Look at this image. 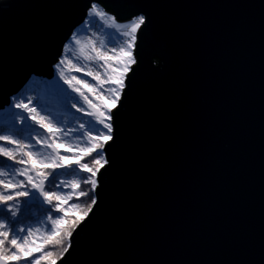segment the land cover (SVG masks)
I'll return each instance as SVG.
<instances>
[{
	"label": "water",
	"instance_id": "1",
	"mask_svg": "<svg viewBox=\"0 0 264 264\" xmlns=\"http://www.w3.org/2000/svg\"><path fill=\"white\" fill-rule=\"evenodd\" d=\"M92 2L143 13L99 203L58 264H264V0H0V114Z\"/></svg>",
	"mask_w": 264,
	"mask_h": 264
},
{
	"label": "snow or ice",
	"instance_id": "2",
	"mask_svg": "<svg viewBox=\"0 0 264 264\" xmlns=\"http://www.w3.org/2000/svg\"><path fill=\"white\" fill-rule=\"evenodd\" d=\"M87 15L85 31L95 27L101 33L92 32L87 38V54L76 57V63L69 58L83 43L73 32L54 65L58 69L56 82L47 85L33 78L26 92L11 98L14 102L3 114L0 157L5 165L8 161L12 164L0 168V264H58L72 250L77 230L98 207L100 176L110 164L107 148L116 139L117 111L129 73L137 64V34L148 17L141 13L120 22L96 2L91 3ZM89 62L102 69L103 75ZM69 64L84 78L71 75ZM89 94L103 102L94 103ZM50 97L56 98L59 107ZM74 133L79 134L75 142L68 139ZM32 201L49 206L45 215L50 224L38 237L39 243L33 238L39 228L20 226V217Z\"/></svg>",
	"mask_w": 264,
	"mask_h": 264
},
{
	"label": "rangeland",
	"instance_id": "3",
	"mask_svg": "<svg viewBox=\"0 0 264 264\" xmlns=\"http://www.w3.org/2000/svg\"><path fill=\"white\" fill-rule=\"evenodd\" d=\"M89 19V18H88ZM101 24L103 23L102 21L100 22ZM85 23L84 25H82L78 30H77V34H82V35H79L82 39V47H79V48H75L72 50L71 53H69V58L73 60V63H76V57H79L81 55H86L87 54V51H88V45L86 43V40L88 37H90L92 35V32H97V36H100L101 33L99 31H97V29L95 27L93 28H90L88 29L87 31H85ZM104 31H111L110 29H105ZM117 39V38H116ZM118 41V39H117ZM112 45H109V47H111ZM84 61H81V65H83ZM90 63V66L92 67V69L94 71H100L101 74L103 75V70L102 69H98L96 64L94 62H89ZM67 69H68V72L71 74V75H74V76H78L80 78H84V74L83 73H78L74 70V68L72 67V65H67ZM58 79V69L55 68V76L53 79L49 80L46 82L47 85H51L53 83L56 82V80ZM87 80L90 82V83H94V81H92V77H87ZM60 84H63V80H60L59 81ZM65 88H67V85H64ZM109 87V85H105L104 88H107ZM69 91H71V89H69ZM85 91L87 92V89H85ZM101 91H103V89H101ZM73 95H75V93H73ZM90 95V99L93 100L94 103H101L103 101H100V100H97L96 97L92 96L91 94ZM105 97L108 98V100L110 101V97L108 96L107 93H105ZM51 100L52 102L56 103V98L55 97H51ZM85 107H87L85 105ZM73 112H75V109L72 110ZM78 116H83V114L81 113H77ZM84 119L87 120V119H90L89 117H86L84 116ZM69 127H71V123L69 122V124L67 125ZM79 134L78 133H74L72 134L70 137H68V139H71L73 142L76 141V137L78 136ZM36 228V227H35ZM34 228V229H35ZM37 228H40V226H38ZM38 237V233L36 234V236H34L33 238L34 239H37Z\"/></svg>",
	"mask_w": 264,
	"mask_h": 264
},
{
	"label": "trees",
	"instance_id": "4",
	"mask_svg": "<svg viewBox=\"0 0 264 264\" xmlns=\"http://www.w3.org/2000/svg\"><path fill=\"white\" fill-rule=\"evenodd\" d=\"M102 8V7H101ZM104 10V8H102ZM79 35H82V34H79ZM138 35V34H137ZM118 39V42L120 40L119 37H117ZM36 80H39V81H43V82H47L49 80H46V79H43V78H37V77H34ZM33 79L31 80V82L25 87V89L21 92V93H24L26 92V90L29 88V86L31 85ZM20 93V94H21ZM20 94L16 97L19 98ZM28 94H32V93H28ZM50 100H51V97H50ZM14 101H12L11 103H13ZM52 102V100H51ZM54 103V102H53ZM56 106L59 107V104L56 102ZM9 107H7L5 109V111L0 114V123H2V120H3V114L8 110ZM2 143V142H0ZM90 159V158H88ZM12 162L11 161H8L7 162V165H11ZM7 165H5L4 163V158L3 157H0V168H4L6 167ZM19 167V165H17ZM61 178H65L64 176H61ZM69 189H66V191H68ZM84 198H82L83 200ZM69 203H71V201H69ZM48 205H45V204H41L39 201H32L30 203V205L28 206L27 210L24 211V214L23 216L20 217L21 221H22V224L20 226L22 227H32V228H37L38 226H40V232L38 233V237L40 235H44L47 231V227H48V224H50V221H46V213H47V209H48ZM67 207V206H65ZM69 217H71V211L69 212ZM37 237V242L39 243V239ZM39 255V254H37ZM41 264H46V261H41Z\"/></svg>",
	"mask_w": 264,
	"mask_h": 264
}]
</instances>
